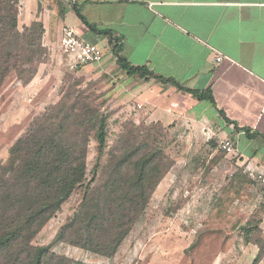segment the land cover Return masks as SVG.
<instances>
[{"label": "crops", "instance_id": "0c3cea01", "mask_svg": "<svg viewBox=\"0 0 264 264\" xmlns=\"http://www.w3.org/2000/svg\"><path fill=\"white\" fill-rule=\"evenodd\" d=\"M59 1L21 0L20 11L33 18L23 26L42 21L44 45L53 51L64 25L102 45L105 66L117 76L111 103L127 111L130 121L184 131L189 141L245 137V147L236 146L240 163L264 177V0H62L61 9ZM75 4L90 24L110 35L90 29ZM111 37L120 40L132 66L185 89L209 90L214 99H199L152 75H129Z\"/></svg>", "mask_w": 264, "mask_h": 264}, {"label": "trees", "instance_id": "16d2710c", "mask_svg": "<svg viewBox=\"0 0 264 264\" xmlns=\"http://www.w3.org/2000/svg\"><path fill=\"white\" fill-rule=\"evenodd\" d=\"M19 7L20 0H0V85L11 73L30 83L49 54L43 42V23L35 20L21 29ZM74 9L90 29L110 35L109 30L90 24L77 4ZM110 40L129 75H152L199 99H214L209 90L185 89L143 66H132L121 53L120 40ZM75 94L66 92L46 114L33 121L11 146L8 161H0V264H85L53 252L52 247L59 242L113 256L161 181V169L168 158L161 145L165 127L160 123L137 125L129 120L127 130L110 151L106 171L99 175V161L109 136L108 115L101 113L94 101L87 102L82 93ZM92 136L97 140L99 155L96 175L87 181ZM78 187L84 190L78 211L50 244L34 246L32 239Z\"/></svg>", "mask_w": 264, "mask_h": 264}, {"label": "rangeland", "instance_id": "374dc122", "mask_svg": "<svg viewBox=\"0 0 264 264\" xmlns=\"http://www.w3.org/2000/svg\"><path fill=\"white\" fill-rule=\"evenodd\" d=\"M59 5L61 9L62 0ZM20 13L22 29L33 18L28 12ZM48 52L30 83L11 73L0 85V161H8L11 146L33 121L46 114L66 92L76 91L75 96L82 93L87 102L94 101L100 105L101 113L108 115L109 136L99 161L101 175L106 171L110 151L130 122L127 111L121 112L116 107L118 103H111L114 95L110 90L117 76L109 71L110 66H105L109 62H105L107 55L102 63L85 72L83 68L88 64L76 66L63 55L58 42L55 50L48 48ZM102 68L108 72H101ZM120 100L119 106H124V100ZM165 129L161 145L168 158L161 169V181L118 251L108 257L67 242L56 243L52 251L85 264H264L263 179L251 175L241 165L239 155L228 153L222 139L189 141L183 139L184 131ZM229 139L240 150L246 145L245 137ZM98 155V143L92 136L87 181L96 175ZM83 196V187L76 188L31 243L50 244L61 226L78 211Z\"/></svg>", "mask_w": 264, "mask_h": 264}, {"label": "built area", "instance_id": "2783aa9c", "mask_svg": "<svg viewBox=\"0 0 264 264\" xmlns=\"http://www.w3.org/2000/svg\"><path fill=\"white\" fill-rule=\"evenodd\" d=\"M59 49L63 55L73 61L76 66L85 64H100L104 60V48L97 43L88 41L76 28L70 25H64L61 29L58 39ZM223 57L220 55L217 60L220 61ZM223 148L228 153L240 155L237 151L235 143L228 140L222 141ZM251 175H255L252 173ZM263 181L264 177L259 175Z\"/></svg>", "mask_w": 264, "mask_h": 264}]
</instances>
